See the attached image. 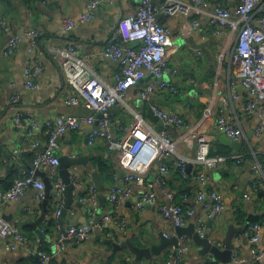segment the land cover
Wrapping results in <instances>:
<instances>
[{
    "label": "crops",
    "instance_id": "obj_1",
    "mask_svg": "<svg viewBox=\"0 0 264 264\" xmlns=\"http://www.w3.org/2000/svg\"><path fill=\"white\" fill-rule=\"evenodd\" d=\"M217 1L226 7H233L237 2V0H209V9L213 8ZM86 2L87 0H0V24L4 21L10 29L6 32L0 28V81L2 82L0 186L2 187L9 188L24 174L28 167L26 157L34 153L30 149V138L26 131L16 125L17 113L23 116L32 115L37 119L59 115L84 117L95 114L84 104L75 106L68 104V99L76 92L66 84L58 67L59 64L50 54L51 47H63L75 43L80 59L84 60L101 78L111 84L115 81L119 66L104 55V47L112 37L120 16L135 12L136 3L132 0L105 2L94 12V18L80 22V17L87 12ZM194 18L199 25L191 34L182 32L180 28L183 23L182 16L160 17L173 33L174 43L170 47L173 51L169 64L171 72L167 78L175 82L177 91L158 90L151 100L144 102L134 97L129 101V106L118 105L110 110L108 116L114 126L126 127L133 123V111H135L142 114L155 130H166L172 137H177L181 134L179 128L166 124L165 128H159V119L150 109L151 103L154 102L161 109L173 114L182 113L191 127L197 125L210 110V115L204 119L200 130L206 131L212 140L211 149L214 153L219 151L228 154L227 157L224 156L226 161L220 167L211 170L203 164L189 163L188 170L191 174L184 178L176 169V158H167L164 163L172 168L167 189L174 192L173 201L176 204H186L195 212L184 227H189L195 221L198 231L197 219L201 217L204 221V233L201 235L209 234L211 241L221 249H224V238L230 222L233 221L235 227L241 229L234 238L233 252L238 251L245 261L250 262L253 244L246 233L249 223L261 225L260 241L257 246L264 250V178L256 175L252 169L255 163L264 167V130L258 136L259 120L246 108L247 102L253 100L250 92L239 83L236 89L231 87L230 83L235 75L229 56L234 43L227 47L226 55L222 58L228 34L218 36L215 33L216 26L210 23L207 16ZM68 19H73L76 23L69 34L65 33ZM30 27L40 32V43L33 54L29 53L30 40L26 34ZM12 37L19 38L20 42L16 52L7 56L4 54V49ZM29 66L40 68L32 78L35 87L26 85L28 79L26 69ZM174 69L177 71L174 72ZM151 81L153 76L148 75L143 84ZM14 93L18 95L15 102L10 98ZM235 94H239L240 98L235 99ZM219 117L233 120L244 130V137L236 140L240 143L238 148L227 146L218 140V136L222 133L217 128ZM88 128L82 126L74 129L59 141L60 156L84 155L89 159L90 166L70 167V172L73 171L74 174L72 179L76 186L74 194L77 204L69 209L73 208L78 212L76 217L78 224L85 223L89 213L83 208L85 205L78 202V195L85 190L88 191L91 184L95 186L91 177L92 169L97 170L92 162L93 156L105 157L113 167V171H109L106 177L100 173L105 183L102 193L106 196L103 203L100 201V209L103 213L113 210L108 201L110 186L119 185L122 180L117 172L120 166L115 155L109 151L107 143L98 140L91 147L88 144ZM117 136L121 137L122 134L119 132ZM46 139L47 137H44L43 141ZM179 152L188 157L194 154L185 144L180 147ZM239 157L243 158L242 162H239ZM198 171L208 174L207 187L216 190L224 198L225 208L221 214L212 215L204 211L203 206L198 202L197 193L201 188L200 181L195 178ZM159 173V166L154 164L147 180H153V175ZM254 182L258 184L256 191L252 190ZM142 193L143 190L136 187L134 196L120 208V217L126 222L125 231L117 223H110L108 229L92 235L84 243L67 239L64 235L63 230L67 233V227L73 220L69 209L66 221L60 225L59 217L55 213L53 197L49 199L45 210L43 204L45 198L41 202L36 201L34 188L18 200H6L0 207V217L18 228L21 227L23 235L32 238L34 251L43 250L44 247L45 252L52 251L56 255L58 264H135L133 255L114 252L113 246L106 240L110 238L120 240L122 237L126 239L129 236L137 245L148 246L149 242L161 243L160 233L172 238L179 232L173 221L166 219L159 212L158 204H147L141 210L135 208V203L141 198ZM156 193L160 199L165 200L161 187L156 189ZM246 194L250 197H246ZM43 213L46 216L40 222L39 228L46 237H40L30 224ZM51 220L55 221L53 226H49ZM19 222L23 224L20 226ZM183 237L190 244V250L182 260V264H237L234 259L231 263H224L212 254L202 255L201 246L196 245L188 235ZM7 242L0 238V264H22L21 261L30 256L23 250H9ZM56 251L59 253L57 254ZM175 251L174 245H169L161 255H153L152 259L143 260L140 264H168L177 254Z\"/></svg>",
    "mask_w": 264,
    "mask_h": 264
},
{
    "label": "built area",
    "instance_id": "obj_2",
    "mask_svg": "<svg viewBox=\"0 0 264 264\" xmlns=\"http://www.w3.org/2000/svg\"><path fill=\"white\" fill-rule=\"evenodd\" d=\"M136 3V11L123 14L117 21L112 37L104 47V55L114 61L119 70L115 74V81L111 82L101 78L91 69L84 60L78 57L77 46L70 43L63 47H51L50 54L59 64V69L66 84L72 87L76 94L68 99L70 105L84 104L93 113L88 116L59 115L53 118L37 119L32 115H15L16 125L24 129L30 138V149L34 151L31 167H27L24 174L3 189L0 186V207L6 200H18L24 197L32 188L36 190L35 199L41 202L46 197V184L44 179L37 176L38 171L47 172L53 180V205L57 217H60L67 204V190L63 178L60 176L59 141L70 131L82 126L89 127L87 135L88 144L93 146L98 140L107 143L109 151L115 155L118 165L125 172L120 184L110 186L108 201L113 210L103 213L100 207L98 191L93 184L88 191L78 195V202L86 205L88 217L85 223L78 224L76 209H69L73 220L67 227L66 238L75 239L84 243L96 233L109 228L110 223H117L124 231L126 222L120 217V208L135 194V188L143 190L141 198L135 203V208L141 210L147 204H158V210L176 227L186 225L189 217L195 215L192 208L176 204L174 192L168 190V177L171 166L165 164L167 158H176V169L182 177L190 176L188 164H203L209 170L220 167L226 161L223 156L211 155L212 140L204 130H200L202 122L210 115V110L197 125L191 127L182 113H170L161 109L154 102L150 109L156 117L163 120L166 125L174 126L181 130V134L172 137L166 130H155L146 118L133 111V123L130 126H114L109 120V112L118 105L129 106V101L138 97L143 102L151 100L158 90L177 91L175 82L167 78L171 72L169 66L172 54L170 47L173 45V33L160 19L161 16L183 17L180 26L182 32L194 33L198 28L195 16H207L210 23L216 26L215 33L218 36L227 35L225 44L227 47L234 43L230 53V63L233 66L234 80L231 81L232 89L241 84L253 96V100L247 102L246 108L253 112L258 120V136L264 130V0H237L233 7H226L220 1L209 9V0H132ZM105 2L114 0H87V12L80 17V22L94 18V12ZM76 23L68 19L65 25V33L69 34ZM0 28L9 32L6 22H1ZM228 31V32H227ZM29 37V53H35L39 45L40 32L35 28H29L26 32ZM20 39L12 37L4 54L13 55L19 45ZM200 54V52H199ZM40 68L26 69L28 77L26 85L35 87L32 78ZM177 70L174 69V72ZM148 75L153 76V81L145 82ZM2 82L0 81V93ZM10 98L15 102L17 94H11ZM235 99L240 95L235 94ZM102 113L97 119L96 114ZM217 128L228 135L232 140L244 137L245 132L240 125L233 120L219 117ZM122 136L118 137L117 133ZM47 137L45 141L43 138ZM191 148L194 154L191 157L182 155L179 149L182 145ZM243 157V156H242ZM239 157V162L243 158ZM28 161V158L26 157ZM157 164L159 175H153V180H147L152 172V167ZM254 173L264 178V167L259 163L252 166ZM71 177H74L73 171ZM195 178L201 183L197 193L198 202L204 211L219 215L224 211V198L219 192L208 188L209 176L204 171H198ZM80 187V183L77 184ZM257 182L252 185L256 191ZM158 187L162 188L165 200L160 199L156 193ZM250 197L249 194L245 195ZM198 232L204 233V221L197 219ZM261 225L249 223L247 235L253 244L250 262L245 261L238 251L233 252V259L237 264H264V250L257 245L260 241L259 233ZM0 238L7 242V248L11 251L23 250L29 254H37L42 264H50L52 254L42 250L34 251L33 242L19 232L18 227L0 217ZM63 247V246H62ZM190 250V244L185 237H180L177 254L168 264H182V260ZM58 254L59 251H56Z\"/></svg>",
    "mask_w": 264,
    "mask_h": 264
},
{
    "label": "water",
    "instance_id": "obj_3",
    "mask_svg": "<svg viewBox=\"0 0 264 264\" xmlns=\"http://www.w3.org/2000/svg\"><path fill=\"white\" fill-rule=\"evenodd\" d=\"M101 116H102V113H99L96 117L98 119ZM158 124H159V128L161 129L165 128V123L163 122V120L159 119ZM218 140L221 143L227 146H231L235 149L238 148L240 145L238 141L230 139L228 135L225 134L224 132H222L218 136ZM60 161H61V164H60L59 172H60V176L63 178L66 184V190H67V196H68L66 208L63 210L61 216L59 217L60 225H63L67 219L68 209L72 205L77 204V200L74 194V192L76 191V186L71 177L70 167L79 166V165H89V159L87 156H84V155H74V156L64 155L60 157ZM117 172L119 173L120 178L123 179L125 175L124 170L120 167L117 169ZM37 176L43 177L45 184H46V197L43 201V204L45 205V210H46V205L49 199L53 197L52 195L53 187H54L53 180L48 175V173L44 171H38ZM91 177L97 188L99 199L101 203H103L104 199H106V196L102 193V191L105 189V183L103 181V176L100 174L99 171L92 169ZM83 208L85 209V211L89 210V208L86 205ZM45 216L46 214L43 213L41 217H39L34 222L30 223L32 227L35 229V231L39 234L40 237H46V235L43 234V232L39 228V224L42 220H44ZM86 221L87 219L85 218V222ZM22 224L23 222H19L20 226ZM18 229H19V232L23 234L22 228L19 227ZM177 229L179 230L178 235L172 238H168L163 233H160V241H161L160 244H157L156 242L148 241L149 242L148 246H140L134 243L133 239L129 236L126 239L122 237L120 238V240H116L115 238H110V239H107L106 242L113 246L114 252H117L119 254L129 253L130 255L134 256V263L140 264L143 260L152 259L153 255H161L163 251L166 250L169 245H174L175 250H176L175 254H176V252L178 251V247H179L180 237H182L183 235H188L189 237L193 239L196 245H198L199 247L200 246L202 247V249H200V253L202 255L212 254L217 260H220L224 263L233 262V250L235 248L234 238L241 231V229L235 227L233 221L230 222V227L224 238V249H221L218 245L213 243L210 239L209 234L202 236L196 230L195 221L192 224H190L189 227L182 226V227H177ZM63 231H64V235L66 236V230H63Z\"/></svg>",
    "mask_w": 264,
    "mask_h": 264
},
{
    "label": "trees",
    "instance_id": "obj_4",
    "mask_svg": "<svg viewBox=\"0 0 264 264\" xmlns=\"http://www.w3.org/2000/svg\"><path fill=\"white\" fill-rule=\"evenodd\" d=\"M162 22H163V20H162ZM163 23H165V22H163ZM211 155L212 156H217V155H219V156H225V157H227L228 156V154L227 153H224V152H219V151H217L216 153H214V151H213V149H211ZM27 158H28V161H27V164H28V167L30 168L31 167V164H32V162H33V158H34V155L33 154H29V155H27ZM92 162H93V164H94V166H96V169L104 176V177H106L107 176V173H109V171L111 172V171H113V167L112 166H110V164H109V162H108V160L105 158V157H103V156H101V155H99V156H93V158H92ZM116 176V175H115ZM21 177V176H20ZM19 177V178H20ZM12 184V183H11ZM10 184V185H11ZM2 187V186H1ZM3 189H7V188H5V187H2ZM239 221V220H238ZM54 220H51L50 222H49V226H53V224H54ZM29 231H31V230H29ZM27 237V236H26ZM32 242H33V240H32V238H30V237H28ZM34 243V242H33ZM43 250H44V252H45V247L44 248H42ZM42 250V251H43ZM46 253H49V254H52L53 255V259L51 260V264L52 263H55V264H58L57 263V259H56V255H54V253L52 252V251H48V252H46ZM21 263L22 264H42V262H41V259H40V257L37 255V254H30V256L27 258V259H24V260H22L21 261Z\"/></svg>",
    "mask_w": 264,
    "mask_h": 264
},
{
    "label": "rangeland",
    "instance_id": "obj_5",
    "mask_svg": "<svg viewBox=\"0 0 264 264\" xmlns=\"http://www.w3.org/2000/svg\"><path fill=\"white\" fill-rule=\"evenodd\" d=\"M169 50H170V52H172V51H173V49H172V48H170Z\"/></svg>",
    "mask_w": 264,
    "mask_h": 264
},
{
    "label": "bare ground",
    "instance_id": "obj_6",
    "mask_svg": "<svg viewBox=\"0 0 264 264\" xmlns=\"http://www.w3.org/2000/svg\"><path fill=\"white\" fill-rule=\"evenodd\" d=\"M98 234V233H97Z\"/></svg>",
    "mask_w": 264,
    "mask_h": 264
}]
</instances>
